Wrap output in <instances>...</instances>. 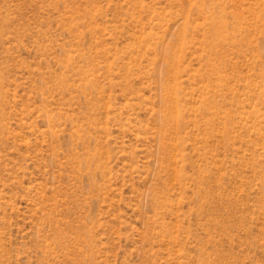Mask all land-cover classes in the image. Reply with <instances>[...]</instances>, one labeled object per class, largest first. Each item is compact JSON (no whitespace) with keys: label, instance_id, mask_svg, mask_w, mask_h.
Masks as SVG:
<instances>
[{"label":"rangeland","instance_id":"1","mask_svg":"<svg viewBox=\"0 0 264 264\" xmlns=\"http://www.w3.org/2000/svg\"><path fill=\"white\" fill-rule=\"evenodd\" d=\"M0 264H264V0H0Z\"/></svg>","mask_w":264,"mask_h":264}]
</instances>
